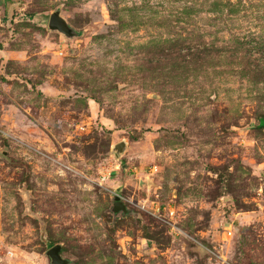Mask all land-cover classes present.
I'll list each match as a JSON object with an SVG mask.
<instances>
[{
    "label": "rangeland",
    "instance_id": "rangeland-1",
    "mask_svg": "<svg viewBox=\"0 0 264 264\" xmlns=\"http://www.w3.org/2000/svg\"><path fill=\"white\" fill-rule=\"evenodd\" d=\"M58 245L264 264V0H0V264Z\"/></svg>",
    "mask_w": 264,
    "mask_h": 264
},
{
    "label": "water",
    "instance_id": "water-1",
    "mask_svg": "<svg viewBox=\"0 0 264 264\" xmlns=\"http://www.w3.org/2000/svg\"><path fill=\"white\" fill-rule=\"evenodd\" d=\"M49 27L52 30H58L65 35H70V29L67 26L65 20L58 14L53 13L50 17ZM61 247L55 246L48 252L53 264H66V262L62 259L61 255Z\"/></svg>",
    "mask_w": 264,
    "mask_h": 264
},
{
    "label": "trees",
    "instance_id": "trees-1",
    "mask_svg": "<svg viewBox=\"0 0 264 264\" xmlns=\"http://www.w3.org/2000/svg\"><path fill=\"white\" fill-rule=\"evenodd\" d=\"M263 122V121H262Z\"/></svg>",
    "mask_w": 264,
    "mask_h": 264
}]
</instances>
